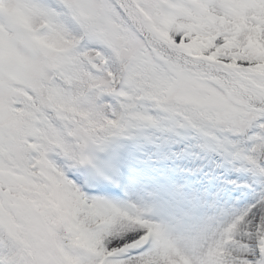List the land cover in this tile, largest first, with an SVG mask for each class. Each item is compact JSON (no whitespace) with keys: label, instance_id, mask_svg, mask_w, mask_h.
I'll use <instances>...</instances> for the list:
<instances>
[{"label":"snow or ice","instance_id":"snow-or-ice-1","mask_svg":"<svg viewBox=\"0 0 264 264\" xmlns=\"http://www.w3.org/2000/svg\"><path fill=\"white\" fill-rule=\"evenodd\" d=\"M145 100L264 172V0H0V264H193L50 159L84 163ZM210 241L195 264H264V198Z\"/></svg>","mask_w":264,"mask_h":264},{"label":"rangeland","instance_id":"rangeland-1","mask_svg":"<svg viewBox=\"0 0 264 264\" xmlns=\"http://www.w3.org/2000/svg\"><path fill=\"white\" fill-rule=\"evenodd\" d=\"M125 150L137 163L132 196L123 201L109 192L91 194L96 184L113 181ZM85 152L84 163L71 165L63 155H49L88 199L134 206L144 218L160 225L182 251L206 245L208 237L223 229L230 213H241L264 198V172L246 158L243 141L234 143L194 127L149 100L139 103L118 130L91 142ZM214 156L219 159L217 175L212 173L210 158ZM147 158L158 172L145 173ZM200 174L206 180L199 185Z\"/></svg>","mask_w":264,"mask_h":264},{"label":"bare ground","instance_id":"bare-ground-1","mask_svg":"<svg viewBox=\"0 0 264 264\" xmlns=\"http://www.w3.org/2000/svg\"><path fill=\"white\" fill-rule=\"evenodd\" d=\"M175 156H176L175 153L171 155L170 160H171L172 163L174 162ZM211 159H212V162H213V173H214V175H217L216 173H217V168H218L219 159H218L217 156H214L213 158H210V160H211ZM207 160H209V158H207ZM147 161H150L149 158H147ZM161 161H162V160H161ZM161 161H160V162H161ZM204 163H207V161H205ZM158 164H159V163H158ZM158 164H157V165H158ZM205 165H207V164H205ZM171 173H173V171H171ZM198 177H199V180H198V184H199V185H200L201 181L206 180L205 177H204L202 174H200ZM209 180L211 181L212 179H209ZM136 190H137V191H136L137 194L139 195L141 189L138 190V187H136ZM142 194H143V193H142ZM139 196H140V195H139ZM140 197H141V196H140ZM204 197L207 198V197H208V194H207V193H204ZM228 206H229V204H228ZM230 214H231V217H229V218L226 220V222H224V226H223V228H224L226 225H228L229 223H231V222L235 219V217L238 216V215L240 214V212H232V213H230ZM146 219H148V217H146ZM216 235H218L217 232H215V234H214L213 236L208 237V238H207V242H208L211 238L215 237Z\"/></svg>","mask_w":264,"mask_h":264},{"label":"clouds","instance_id":"clouds-1","mask_svg":"<svg viewBox=\"0 0 264 264\" xmlns=\"http://www.w3.org/2000/svg\"><path fill=\"white\" fill-rule=\"evenodd\" d=\"M210 245H211V241L209 240L206 245L199 247L196 252H193V250L191 251L180 250V251L190 260H192L193 264H195L197 258L211 259L215 255L214 251L211 252L210 254Z\"/></svg>","mask_w":264,"mask_h":264},{"label":"trees","instance_id":"trees-1","mask_svg":"<svg viewBox=\"0 0 264 264\" xmlns=\"http://www.w3.org/2000/svg\"><path fill=\"white\" fill-rule=\"evenodd\" d=\"M112 104H113V106H114V108L117 110V111H119V102L118 101H112Z\"/></svg>","mask_w":264,"mask_h":264}]
</instances>
